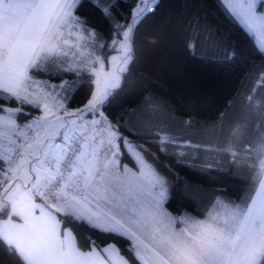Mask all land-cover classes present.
Segmentation results:
<instances>
[{"label":"snow or ice","instance_id":"obj_1","mask_svg":"<svg viewBox=\"0 0 264 264\" xmlns=\"http://www.w3.org/2000/svg\"><path fill=\"white\" fill-rule=\"evenodd\" d=\"M89 2L107 35L80 15L84 0H0V246L18 264H264V159L235 200L175 213L171 181L132 139L140 133L109 111L158 0ZM221 7L264 57V0ZM78 223L97 238L81 245Z\"/></svg>","mask_w":264,"mask_h":264},{"label":"trees","instance_id":"obj_2","mask_svg":"<svg viewBox=\"0 0 264 264\" xmlns=\"http://www.w3.org/2000/svg\"><path fill=\"white\" fill-rule=\"evenodd\" d=\"M80 15L108 34L107 21L89 0ZM135 57L109 111L113 118L126 114L140 133L132 139L171 181L170 210L199 214L216 195L235 200L258 177L253 151L264 134V84L259 80L264 57L227 18L221 0H158L136 33ZM145 96L152 98L151 105ZM85 98L82 89L73 106ZM163 135L168 138L166 153L157 140ZM180 141L196 146L183 154L184 163L176 158ZM234 153L241 160L236 166ZM124 163L132 166L131 160ZM74 230L81 245L98 235L85 224L74 225ZM0 264L18 261L0 246Z\"/></svg>","mask_w":264,"mask_h":264},{"label":"rangeland","instance_id":"obj_3","mask_svg":"<svg viewBox=\"0 0 264 264\" xmlns=\"http://www.w3.org/2000/svg\"><path fill=\"white\" fill-rule=\"evenodd\" d=\"M99 2L101 3V4H105V3H107V0H99ZM163 137H164V139L163 140H168V138H167V136L165 137V135H163ZM178 143V142H177ZM178 150H179V152L180 153H183V154H188V152H193L195 149H196V146L195 145H193V144H191L190 142H188V141H180L179 143H178ZM191 150H193V151H191ZM253 155L257 158L256 159V166H257V169H258V171H259V167H260V160L261 159H264V156H261L259 153H258V151L257 150H255V151H253ZM131 167V166H130ZM133 171H136V169L135 168H133Z\"/></svg>","mask_w":264,"mask_h":264}]
</instances>
